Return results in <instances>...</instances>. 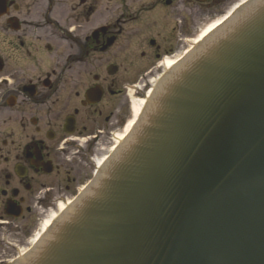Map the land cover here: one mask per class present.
I'll return each instance as SVG.
<instances>
[{"label": "water", "instance_id": "1", "mask_svg": "<svg viewBox=\"0 0 264 264\" xmlns=\"http://www.w3.org/2000/svg\"><path fill=\"white\" fill-rule=\"evenodd\" d=\"M16 264H264V0L162 79L126 143Z\"/></svg>", "mask_w": 264, "mask_h": 264}, {"label": "flooded vegetation", "instance_id": "2", "mask_svg": "<svg viewBox=\"0 0 264 264\" xmlns=\"http://www.w3.org/2000/svg\"><path fill=\"white\" fill-rule=\"evenodd\" d=\"M232 2L0 0V264L32 247L115 152L194 22Z\"/></svg>", "mask_w": 264, "mask_h": 264}, {"label": "rangeland", "instance_id": "3", "mask_svg": "<svg viewBox=\"0 0 264 264\" xmlns=\"http://www.w3.org/2000/svg\"><path fill=\"white\" fill-rule=\"evenodd\" d=\"M243 0H235V3L234 2H232L233 3V5H232V7L233 6H236L237 4H239L240 2H242ZM231 7V8H232ZM230 8V9H231ZM230 9L228 8L227 10H226V12H224V13H222L220 16H218L217 18H214V19H212V20H209L207 23H203V21H196V22H194V24L192 25V27H191V29H190V32H192V30L194 31V30H197V32H195L191 37H193V39L194 38H196L203 30H204V28L208 25V24H210V23H212V22H215L216 20H219L221 17H223L224 15H226V14H228V12L230 11ZM200 17V16H199Z\"/></svg>", "mask_w": 264, "mask_h": 264}, {"label": "bare ground", "instance_id": "4", "mask_svg": "<svg viewBox=\"0 0 264 264\" xmlns=\"http://www.w3.org/2000/svg\"><path fill=\"white\" fill-rule=\"evenodd\" d=\"M225 18V17H224ZM222 18L221 20H216L215 22L210 23L209 25H207L204 30L200 33V35L197 37L198 40H201V38H203L204 36H206L209 32H211L212 30H214L224 19Z\"/></svg>", "mask_w": 264, "mask_h": 264}]
</instances>
